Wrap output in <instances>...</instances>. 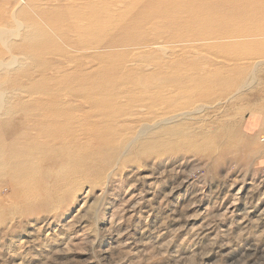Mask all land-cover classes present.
<instances>
[{
	"label": "rangeland",
	"instance_id": "rangeland-1",
	"mask_svg": "<svg viewBox=\"0 0 264 264\" xmlns=\"http://www.w3.org/2000/svg\"><path fill=\"white\" fill-rule=\"evenodd\" d=\"M0 35V264H264V0H0Z\"/></svg>",
	"mask_w": 264,
	"mask_h": 264
},
{
	"label": "bare ground",
	"instance_id": "bare-ground-1",
	"mask_svg": "<svg viewBox=\"0 0 264 264\" xmlns=\"http://www.w3.org/2000/svg\"><path fill=\"white\" fill-rule=\"evenodd\" d=\"M1 35H2V34H1ZM1 35H0V39H1V38H2V39L5 38V37H2ZM159 47H160V46H159ZM160 48H161V47H160ZM162 48H163V47H162ZM158 50H159V49H158ZM13 64H14V63L11 62L9 65H13ZM241 89H242V88H241ZM195 111H196V110H195ZM198 112H199V111H198ZM189 113H190V112H189ZM192 113H193V112H192ZM192 113H191V114H192ZM181 115H183V114H181ZM185 115H186V114H185ZM183 116H184V115H183ZM184 117H185V116H184ZM168 118H169V117H168ZM173 118H174V117H173ZM178 118H179V116H178ZM174 119H175V118H174ZM168 120H169V119H168ZM175 121H176V120H175ZM169 122H170V121H169ZM171 122H172V121H171ZM149 131H150V130H149ZM138 136H139V134H138ZM184 180H185V179H184ZM185 183H186L185 181H184V182L182 181L181 186L184 185ZM184 186H185V185H184ZM180 188H181V187H180ZM245 188H246V187H245ZM178 191H179L178 189L176 190V192H175V191H172L171 194L168 195V198H167V199H168L169 201H175V199H176V195H175V194H176ZM261 212H262V211H261ZM261 212H260V213L257 212V213H259V215L261 216ZM262 215L264 216V212H262ZM257 216H258V215H257ZM251 217H252V216H251ZM242 221H243V220H242Z\"/></svg>",
	"mask_w": 264,
	"mask_h": 264
}]
</instances>
